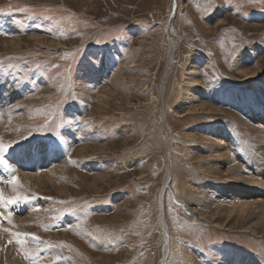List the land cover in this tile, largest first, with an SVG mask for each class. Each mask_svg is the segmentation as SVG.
Listing matches in <instances>:
<instances>
[{
  "label": "rangeland",
  "instance_id": "obj_1",
  "mask_svg": "<svg viewBox=\"0 0 264 264\" xmlns=\"http://www.w3.org/2000/svg\"><path fill=\"white\" fill-rule=\"evenodd\" d=\"M263 117L264 0H0V252L264 264Z\"/></svg>",
  "mask_w": 264,
  "mask_h": 264
},
{
  "label": "snow or ice",
  "instance_id": "obj_2",
  "mask_svg": "<svg viewBox=\"0 0 264 264\" xmlns=\"http://www.w3.org/2000/svg\"><path fill=\"white\" fill-rule=\"evenodd\" d=\"M67 55V54H66ZM10 67V66H9ZM57 135H59L57 133ZM19 141H15V142H11V143H8V144H5L3 142H0V164H4L5 163V157L9 151V149L16 143H18ZM8 183H10L11 185L15 186L17 184V177L16 176H11L10 180L7 181ZM14 191H15V188H14ZM29 197L27 196H23L19 193H17V195L13 196V197H10V198H7L5 199L3 197L2 194H0V202H3L7 205H15V204H19V203H27L29 201ZM12 213L11 211H9L8 213V217H4L3 214H0V219H9L11 217ZM9 222L10 219H9ZM17 236H19L20 234L17 233L16 234ZM32 239L33 240H37L38 241V238L35 237L34 235H32ZM12 241L10 240L9 243H11ZM49 247H53L52 245H49ZM26 259H32L33 261L35 260V257H28L27 255L25 256Z\"/></svg>",
  "mask_w": 264,
  "mask_h": 264
},
{
  "label": "bare ground",
  "instance_id": "obj_3",
  "mask_svg": "<svg viewBox=\"0 0 264 264\" xmlns=\"http://www.w3.org/2000/svg\"><path fill=\"white\" fill-rule=\"evenodd\" d=\"M3 23V22H2ZM35 39V38H34ZM15 44H16V42H15ZM19 44V43H18ZM12 45V44H11ZM214 112L215 111H217L216 109H212ZM264 119V117L262 118V119H259V120H263ZM1 124V123H0ZM264 124V123H263ZM2 125V124H1ZM259 127H264V126H262L260 123H259ZM4 131V130H3ZM262 131V133L264 134V128L261 130ZM81 150H83V149H81ZM84 152V151H83ZM86 152V151H85ZM260 161V160H259ZM256 163V162H255ZM261 165L262 164H260L259 166L261 167ZM258 166V167H259ZM245 170V169H244ZM249 171V170H248ZM256 175H257V177H258V180H261V179H259V178H261V173H257L256 172ZM33 176V175H32ZM31 176V177H32ZM35 176V175H34ZM36 177V176H35ZM35 177H34V179H35ZM51 177V176H50ZM23 178H24V176H23ZM28 179V178H27ZM32 179V178H31ZM36 179H37V177H36ZM29 180V179H28ZM38 180V179H37ZM36 182V181H35ZM39 182H40V180H39ZM32 183V182H31ZM38 185V184H37ZM34 186V185H33ZM198 195H199V193H196V196H195V201H198V200H200V197H198ZM204 198V197H203ZM190 202H192L191 201V199L189 200V201H187V203H188V205H190ZM263 202V201H262ZM194 204V203H193ZM249 204V203H248ZM200 205V204H199ZM194 206V205H193ZM239 206H243V205H239ZM245 206V205H244ZM241 208V207H240ZM190 210H192V208L190 207ZM243 210V209H242ZM250 210H252L254 213H256V214H260L263 218H264V202L263 203H260L259 205H257V206H254V205H252L251 207H250ZM241 213V212H240ZM199 215H201V214H199ZM8 252L9 251H4V252H0V264H15V262L13 261V260H10L9 259V255H8Z\"/></svg>",
  "mask_w": 264,
  "mask_h": 264
}]
</instances>
